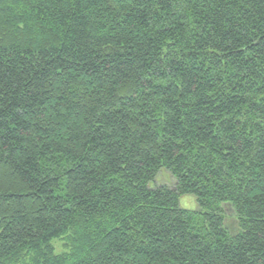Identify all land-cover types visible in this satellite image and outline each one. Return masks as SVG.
Segmentation results:
<instances>
[{"label":"trees","instance_id":"obj_1","mask_svg":"<svg viewBox=\"0 0 264 264\" xmlns=\"http://www.w3.org/2000/svg\"><path fill=\"white\" fill-rule=\"evenodd\" d=\"M0 264H264V0H0Z\"/></svg>","mask_w":264,"mask_h":264},{"label":"rangeland","instance_id":"obj_2","mask_svg":"<svg viewBox=\"0 0 264 264\" xmlns=\"http://www.w3.org/2000/svg\"><path fill=\"white\" fill-rule=\"evenodd\" d=\"M157 183L158 184H168V185H172V176L170 175V173L168 171H163L159 174L158 179H157ZM181 205L185 208L188 209H195L197 207V202L194 196L192 195H185L183 197H181L180 199ZM64 241H59L56 243V247L58 252H62L64 251V247H63Z\"/></svg>","mask_w":264,"mask_h":264}]
</instances>
